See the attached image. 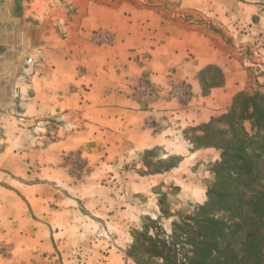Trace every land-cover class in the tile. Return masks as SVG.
<instances>
[{"label":"rangeland","instance_id":"374dc122","mask_svg":"<svg viewBox=\"0 0 264 264\" xmlns=\"http://www.w3.org/2000/svg\"><path fill=\"white\" fill-rule=\"evenodd\" d=\"M41 2L27 25L2 10L10 38L0 42V264H135L127 251L136 231L169 240L175 222L208 202L223 152L207 146L222 138L197 129L241 94H264V0ZM121 52L157 67L171 52L174 67H201L199 84L202 70L210 82L217 68L225 82L214 89H224L211 100L230 101L205 117L199 93L174 86L175 128L148 120L161 145L125 153L121 100H91L88 76ZM212 90L201 87L204 97ZM133 94L142 107L160 96L147 78ZM258 176L257 190L264 155Z\"/></svg>","mask_w":264,"mask_h":264},{"label":"trees","instance_id":"16d2710c","mask_svg":"<svg viewBox=\"0 0 264 264\" xmlns=\"http://www.w3.org/2000/svg\"><path fill=\"white\" fill-rule=\"evenodd\" d=\"M215 70L218 76L210 82L204 78L210 68L200 73L204 95L225 82L222 71ZM201 128L208 130L207 137L222 138L207 146L223 152L208 202L175 222L169 240L160 232L150 235L146 226L136 231L127 251L135 264H264V187L256 188L264 155V94H241L228 114Z\"/></svg>","mask_w":264,"mask_h":264},{"label":"crops","instance_id":"0c3cea01","mask_svg":"<svg viewBox=\"0 0 264 264\" xmlns=\"http://www.w3.org/2000/svg\"><path fill=\"white\" fill-rule=\"evenodd\" d=\"M41 1L0 0V26L3 24L2 10L12 11V15L9 17L10 23H14V21L17 23V18L21 24L27 25L31 23V17H36L32 12L34 6L42 3ZM95 9L91 7L90 14L95 12ZM10 19H13V21ZM91 19L89 17L85 22L88 23ZM9 21L4 22L7 24ZM118 34L121 36L118 44H122V38H124L125 34L124 32H118ZM8 38H10V31L3 30L0 27V42ZM127 46L128 43L126 41L123 47ZM122 49L124 50V48ZM128 52H121V54L115 55L113 62L109 66H105L106 70H104L105 67L95 68L88 75L94 85L91 100H121L122 110L125 112L123 125H125V129L127 130L123 129L125 133L122 131L124 136L121 140V145H123L125 153L141 152L161 145V133L159 134L153 130L146 129V122L148 120L156 122L158 128L162 125H165L166 129L169 128V130L175 128L176 122L174 121L178 119V111H176L177 108L175 107L176 101L170 97L171 90L174 86L187 83L195 94L199 93L201 100H196V103L202 105V108H198L199 110L209 113L207 115L204 112L205 117L206 115L212 117L216 114L213 109L210 111L211 107L218 109L222 103L225 104L230 101H223L224 95L219 99L211 100V97L215 95V91L223 90L224 87L213 89L209 96L204 97L198 81V72L201 67L193 68L192 65H182L176 68L172 64L174 61L171 60V52L169 53L170 57L164 59L160 67H157L153 62L151 63L150 59H146V61L142 58L138 60L137 56L131 57ZM144 78L149 79L160 93L159 100H156L157 102L154 103V106L142 107L136 102L137 99L133 94V89ZM99 89L105 90L103 95H95V92L99 91ZM207 105L209 109L205 107Z\"/></svg>","mask_w":264,"mask_h":264}]
</instances>
